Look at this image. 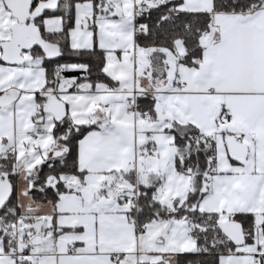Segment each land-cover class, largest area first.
<instances>
[{"label":"snow or ice","instance_id":"obj_1","mask_svg":"<svg viewBox=\"0 0 264 264\" xmlns=\"http://www.w3.org/2000/svg\"><path fill=\"white\" fill-rule=\"evenodd\" d=\"M0 264H264V0H0Z\"/></svg>","mask_w":264,"mask_h":264}]
</instances>
